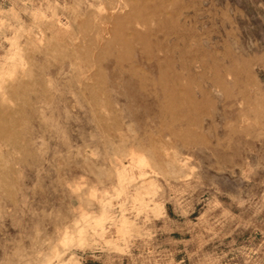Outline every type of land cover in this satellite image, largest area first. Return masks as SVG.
<instances>
[{
	"label": "rangeland",
	"instance_id": "1",
	"mask_svg": "<svg viewBox=\"0 0 264 264\" xmlns=\"http://www.w3.org/2000/svg\"><path fill=\"white\" fill-rule=\"evenodd\" d=\"M0 264H264V0H0Z\"/></svg>",
	"mask_w": 264,
	"mask_h": 264
}]
</instances>
